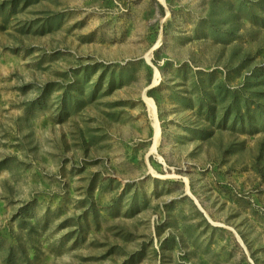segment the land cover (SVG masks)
I'll return each instance as SVG.
<instances>
[{"label": "rangeland", "instance_id": "1", "mask_svg": "<svg viewBox=\"0 0 264 264\" xmlns=\"http://www.w3.org/2000/svg\"><path fill=\"white\" fill-rule=\"evenodd\" d=\"M6 1L0 264H264V0Z\"/></svg>", "mask_w": 264, "mask_h": 264}, {"label": "trees", "instance_id": "2", "mask_svg": "<svg viewBox=\"0 0 264 264\" xmlns=\"http://www.w3.org/2000/svg\"><path fill=\"white\" fill-rule=\"evenodd\" d=\"M9 2L8 1H3V2H0V13L1 12H4L5 14V7H6V4H8ZM7 14V13H6ZM8 15H5V17H7ZM4 27H1V29H3Z\"/></svg>", "mask_w": 264, "mask_h": 264}, {"label": "bare ground", "instance_id": "3", "mask_svg": "<svg viewBox=\"0 0 264 264\" xmlns=\"http://www.w3.org/2000/svg\"><path fill=\"white\" fill-rule=\"evenodd\" d=\"M150 101H151V100H150ZM150 101H149V102H150ZM151 102H152V101H151ZM153 105H154V104H153ZM150 108H151V107H150Z\"/></svg>", "mask_w": 264, "mask_h": 264}]
</instances>
